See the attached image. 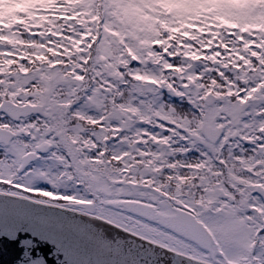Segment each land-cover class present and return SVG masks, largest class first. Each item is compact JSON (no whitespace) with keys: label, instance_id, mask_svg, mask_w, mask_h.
<instances>
[{"label":"snow or ice","instance_id":"6c2138e0","mask_svg":"<svg viewBox=\"0 0 264 264\" xmlns=\"http://www.w3.org/2000/svg\"><path fill=\"white\" fill-rule=\"evenodd\" d=\"M3 242L18 264H264V0H15Z\"/></svg>","mask_w":264,"mask_h":264},{"label":"water","instance_id":"95a60500","mask_svg":"<svg viewBox=\"0 0 264 264\" xmlns=\"http://www.w3.org/2000/svg\"><path fill=\"white\" fill-rule=\"evenodd\" d=\"M49 248H51L50 245L47 247L42 246L40 249H37V251L45 255L51 264V261L54 259V255L49 252ZM21 257L22 250L19 246L8 242L0 243V264H18Z\"/></svg>","mask_w":264,"mask_h":264},{"label":"trees","instance_id":"16d2710c","mask_svg":"<svg viewBox=\"0 0 264 264\" xmlns=\"http://www.w3.org/2000/svg\"><path fill=\"white\" fill-rule=\"evenodd\" d=\"M15 11V0H0V17L7 18Z\"/></svg>","mask_w":264,"mask_h":264}]
</instances>
